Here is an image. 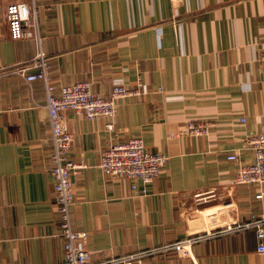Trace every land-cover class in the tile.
Masks as SVG:
<instances>
[{"label": "crops", "instance_id": "obj_1", "mask_svg": "<svg viewBox=\"0 0 264 264\" xmlns=\"http://www.w3.org/2000/svg\"><path fill=\"white\" fill-rule=\"evenodd\" d=\"M29 1L0 0V68L35 53L32 40L10 38L5 18L8 5ZM36 12L56 90L89 82L108 96L120 82L138 91L112 120L63 115L79 166L71 224L86 233L91 264L264 215L259 189L235 184L236 163L226 159L237 152L252 162L245 137L264 129V0H39ZM44 103L41 81L0 76V264L64 261ZM188 120L207 123L208 134L177 135ZM131 137L168 158L144 194L98 166L109 143ZM256 246L243 230L195 244L190 257L142 264H264Z\"/></svg>", "mask_w": 264, "mask_h": 264}, {"label": "built area", "instance_id": "obj_2", "mask_svg": "<svg viewBox=\"0 0 264 264\" xmlns=\"http://www.w3.org/2000/svg\"><path fill=\"white\" fill-rule=\"evenodd\" d=\"M39 0L29 3H13L6 7L5 18L9 36L13 40L28 39L35 44L34 55L26 61L0 68V76L15 74L27 84L41 81L44 85V107L48 114L50 141V175L54 193V211L59 223L58 235L62 239L64 261L61 264H91L90 252L83 247L85 232H78L71 224L70 210L74 204L72 177L78 170L77 165L69 159L72 137L64 129L63 115L66 111L81 114L87 120L115 116L117 104L126 98L136 96L138 91L117 82L108 96L92 92L89 82H79L62 86L58 90L48 80L49 58L43 50V36L38 27L36 10ZM244 122L243 118L239 119ZM112 129L110 123L107 124ZM207 123L188 120L182 124L179 134L190 137H203L208 134ZM243 147L253 155L252 162H241L238 153L229 154L226 159L236 163L235 184H250L259 189L256 198H264V129L245 137ZM167 156L147 151L139 137H131L124 142L109 143L99 159V168L107 179L123 180L130 188L140 194L146 192L147 186L159 176L167 163ZM253 230L257 240L256 253L264 255V215L252 214L244 223H229L224 226L215 224L213 228L195 232L187 237L160 246L141 250L120 258H113L101 264H142L150 257L160 255H177L190 257L192 246L216 237L243 230Z\"/></svg>", "mask_w": 264, "mask_h": 264}]
</instances>
